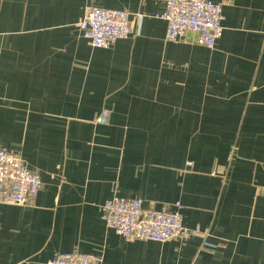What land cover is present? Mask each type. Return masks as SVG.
Instances as JSON below:
<instances>
[{
	"label": "crops",
	"instance_id": "obj_1",
	"mask_svg": "<svg viewBox=\"0 0 264 264\" xmlns=\"http://www.w3.org/2000/svg\"><path fill=\"white\" fill-rule=\"evenodd\" d=\"M212 1L223 31L210 49L165 39L164 0H0V149L42 183L28 204L0 203V264L71 251L264 264V0ZM91 6L127 11L131 34L93 48L77 25ZM113 195L179 202L214 246L123 238L101 219Z\"/></svg>",
	"mask_w": 264,
	"mask_h": 264
},
{
	"label": "built area",
	"instance_id": "obj_2",
	"mask_svg": "<svg viewBox=\"0 0 264 264\" xmlns=\"http://www.w3.org/2000/svg\"><path fill=\"white\" fill-rule=\"evenodd\" d=\"M164 3V11L158 17L166 21V40L177 41L192 33L197 44L214 48L223 31L221 4L212 0H164ZM77 25L93 48H108L131 34L130 14L125 10L91 6ZM108 115L109 112L103 110L96 121L105 123ZM41 186L36 171L28 169L19 156L0 149L1 204H28ZM100 212L105 226L128 240L184 242L199 235L203 237L202 246H214L200 228L185 226L179 202H175L174 209L146 208L140 198L113 195L103 202ZM47 264H102V257L71 251L57 254Z\"/></svg>",
	"mask_w": 264,
	"mask_h": 264
}]
</instances>
